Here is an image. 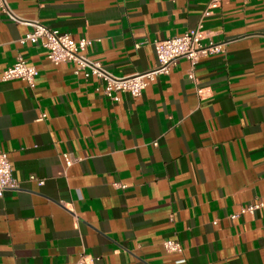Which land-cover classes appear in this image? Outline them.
<instances>
[{"label": "crops", "instance_id": "0c3cea01", "mask_svg": "<svg viewBox=\"0 0 264 264\" xmlns=\"http://www.w3.org/2000/svg\"><path fill=\"white\" fill-rule=\"evenodd\" d=\"M7 1L22 21L0 11V152L18 188L0 196V264H264V206L242 212L264 203V0ZM33 22L90 38L115 76L199 24L222 50L115 102L22 43ZM19 57L34 86L1 79Z\"/></svg>", "mask_w": 264, "mask_h": 264}, {"label": "built area", "instance_id": "2783aa9c", "mask_svg": "<svg viewBox=\"0 0 264 264\" xmlns=\"http://www.w3.org/2000/svg\"><path fill=\"white\" fill-rule=\"evenodd\" d=\"M222 1L210 0L209 7L216 8L221 5ZM0 11L8 13L17 21H22L12 12L7 0H0ZM33 25L34 29L22 38V43L29 41L35 45H41L48 50V58L54 64L73 62L76 72L84 71L87 77L95 76L101 79L104 94L115 102L120 100L121 93H129L135 98L140 97L151 81L169 74L181 58H187L195 64L201 57L222 50V43L204 41L202 24H199L180 36L156 40L154 46L157 60L152 68L128 76H115L101 62L85 55L87 47L92 44L90 38L82 37L76 40L68 32L58 28H52L40 22H33ZM37 75V67L28 64L23 57H19L3 72L1 79L3 81L20 79L34 86ZM42 116L45 117L44 114ZM17 188L10 159L7 153L0 152V196H3L7 190ZM262 206L264 203L258 202L243 208L242 212H254ZM164 246L169 251L182 252V245L178 239L165 240ZM77 264H84V262L80 260Z\"/></svg>", "mask_w": 264, "mask_h": 264}]
</instances>
